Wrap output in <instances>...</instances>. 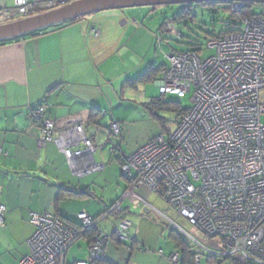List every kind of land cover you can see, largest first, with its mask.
<instances>
[{
    "label": "built area",
    "instance_id": "1",
    "mask_svg": "<svg viewBox=\"0 0 264 264\" xmlns=\"http://www.w3.org/2000/svg\"><path fill=\"white\" fill-rule=\"evenodd\" d=\"M74 0H14L12 7L0 10V23L10 22L39 10L51 9ZM238 11L244 1H233ZM39 9V10H38ZM241 29L213 38L208 43L212 53L187 50L172 53L169 64L158 80L162 95L180 98L191 94L193 103L182 114L178 127L168 136L151 139L134 153L125 156L122 173L130 178L125 193L140 184L149 188L167 206L185 220L195 232L168 217L164 211L147 202L150 212L163 218L172 229L187 237L196 248L195 264L202 255L227 258L239 264H264V16H244ZM172 29V22L167 23ZM91 33L100 37L99 27ZM43 106L34 109L32 118L39 120L40 143L55 142L68 162L75 163L96 151L93 140L85 133L83 123L71 119L73 138L83 149H75L54 137L56 122L44 118ZM122 126L113 122L112 136H119ZM117 150V145L114 150ZM104 164L85 163L77 168L84 176L102 170ZM122 200L98 217L83 211L78 223L64 221L52 213L31 212L35 231L28 243L30 252L20 264H97L103 262L111 239L120 244L131 240V221L121 217ZM6 206L0 202V226L5 224ZM111 215L120 216L112 233L99 228ZM95 230V234L92 232ZM91 236V238H90ZM88 239L86 259L67 261L70 248ZM179 262V254L172 258Z\"/></svg>",
    "mask_w": 264,
    "mask_h": 264
},
{
    "label": "crops",
    "instance_id": "2",
    "mask_svg": "<svg viewBox=\"0 0 264 264\" xmlns=\"http://www.w3.org/2000/svg\"><path fill=\"white\" fill-rule=\"evenodd\" d=\"M13 5L14 0H0V10ZM90 15L38 35L0 44V202L7 209L5 224L0 226V264H20L29 254L28 241L35 231L30 222L31 212L52 213L70 222L83 211L99 216L122 200L121 217L130 221L128 208L132 203L125 202V193L131 181L122 173L114 148L119 145L123 157L132 152L113 139L111 126L119 122L123 133L116 108L125 100L127 90L136 86L132 84L135 76L155 70V79L159 80L171 54L157 66L149 63L148 50L143 52L145 39L141 37L134 42L141 27L135 28L134 37L123 32L113 40L108 24L101 17ZM122 25H129V21L124 20ZM93 27L101 29L100 37L92 35ZM40 105L56 122L54 137L61 138L67 146L83 149L82 142L73 138L74 126H68V121L75 119L84 124L96 151L80 158L74 167L55 142L41 144V125L31 115ZM87 162L104 167L79 176L77 168ZM145 211L150 212L147 207ZM115 218L114 227L120 216ZM138 226L135 229L132 224L131 240L125 244L114 239L108 242L105 256L108 264L194 263L191 255L185 258L183 247L172 234L164 237L162 244V239L151 241L150 234ZM102 231L107 230L103 227ZM171 231L189 244L185 236ZM81 240L86 241L85 253L68 260L69 250L68 262L88 257L90 242ZM175 254H179L178 263L171 259ZM209 256L212 257L202 255L200 264L203 257L210 264H221L219 259L210 260Z\"/></svg>",
    "mask_w": 264,
    "mask_h": 264
},
{
    "label": "rangeland",
    "instance_id": "3",
    "mask_svg": "<svg viewBox=\"0 0 264 264\" xmlns=\"http://www.w3.org/2000/svg\"><path fill=\"white\" fill-rule=\"evenodd\" d=\"M225 7L226 5L223 3L215 6L198 2L174 3L106 10L93 13L90 16L101 17L103 22L108 24L107 30H109L113 40L120 37L123 32L130 33L134 37V33L137 32L135 28L141 27L142 30L137 32L134 42L141 37L145 39L147 45L143 52L148 50L147 61L155 63L157 66L169 54L184 51L188 48L201 50L203 56L210 55L212 51L207 47L209 41L214 38L213 35L219 36L225 31L239 29L241 25V19L233 17ZM263 10V6L255 8L257 13ZM124 20L129 21V25L123 26L122 22ZM168 22H172V29L167 27ZM134 42L132 44L135 46ZM130 46L133 45L130 44ZM138 76L140 75L138 74L135 77ZM133 83L136 86L127 90L128 94L125 100L116 108L117 116L121 117L120 122L123 125V133L119 137L113 135V139L129 153H134L157 136H168L169 133H173L178 127L179 109H189L193 105L191 94L184 98L173 95L162 96L159 92L158 79L141 82L133 81ZM261 120L264 124V114H262ZM114 166L117 169L119 168L117 164H114ZM117 175L119 176V170H117ZM126 201L132 203L128 208L130 221L133 224L132 228L138 229V225H141L150 234L151 241L156 239L161 241L162 239L161 243L163 244L165 242L164 237L169 238L171 234L172 225L170 226L163 218H159L156 213L145 211L146 204L149 201L186 230L195 232L160 197L142 184L129 192ZM115 217L116 215H113L110 220L101 221L102 230L104 227L108 231H105L107 233L113 231V223L116 222ZM195 234L200 240L205 239L202 232L197 231ZM184 238L186 241L188 240L187 237ZM76 243L70 249L68 260H72L73 255L81 257L83 256L82 253L86 251L85 240H79ZM80 245L84 246V249L79 250ZM191 248L193 252L196 251L195 247ZM219 263L235 264L229 259H219ZM202 264L210 263L207 262L206 257H203Z\"/></svg>",
    "mask_w": 264,
    "mask_h": 264
},
{
    "label": "water",
    "instance_id": "4",
    "mask_svg": "<svg viewBox=\"0 0 264 264\" xmlns=\"http://www.w3.org/2000/svg\"><path fill=\"white\" fill-rule=\"evenodd\" d=\"M244 1L264 4V0H74L10 22L0 23V42L11 41L35 32L60 26L74 19L100 11L125 9L144 5H168L174 3H207Z\"/></svg>",
    "mask_w": 264,
    "mask_h": 264
},
{
    "label": "trees",
    "instance_id": "5",
    "mask_svg": "<svg viewBox=\"0 0 264 264\" xmlns=\"http://www.w3.org/2000/svg\"><path fill=\"white\" fill-rule=\"evenodd\" d=\"M220 2H207V3H205V4H211V5H213V6H215L216 4H219ZM223 4H225L226 5V7H225V9L228 11V12H230L231 13V15L233 16V17H236V18H240L241 19V25L239 26V29H241V27H242V25H243V23H242V19H243V17L244 16H248V17H250V16H254V15H262V16H264V10L262 11V12H259V13H257V12H255V8L257 7V6H263L264 7V4H259V3H254V2H245V4H244V6L241 8V10H236V11H234L233 10V3L232 2H224ZM39 12H41V10L39 11ZM77 19H74V20H72V21H70V22H68V23H65V24H62L61 26H65V25H68V24H71V23H73V22H75ZM239 29H234V30H230V31H225V32H223V33H221L219 36H215V35H213V37L214 38H216V37H221V36H223V35H225V34H227V33H230V32H234V31H237V30H239ZM47 30V29H46ZM46 30H42V31H38V32H35V33H33V34H31V35H38V34H40V33H43L44 31H46ZM5 42H8V41H1L0 42V44H2V43H5ZM187 50H192V49H187ZM187 50H184V51H187ZM194 50H197V49H194ZM180 52V51H179ZM161 68H159L158 70H160ZM155 76H156V74H155V70L154 71H152V70H148L146 73H144L143 75H141V76H139V77H137L136 79H134L133 81H136V82H141V81H148V80H155ZM133 81H132V84L134 85V83H133ZM162 95V94H161ZM171 95V94H170ZM162 96H164V95H162ZM173 96H177V95H173ZM178 97V96H177ZM178 98H180V97H178ZM41 106V105H40ZM39 106V107H40ZM44 107V106H43ZM45 108V107H44ZM37 109V108H36ZM189 109H179V116H178V118L180 119V117L182 116V114L183 113H185V112H187ZM32 115V114H31ZM45 117H48V115H47V112H46V109H45V111H44V118ZM34 121L36 122V123H39L40 124V121L39 120H36V119H34ZM121 134H122V132H121ZM120 134V135H121ZM119 135V136H120ZM119 136H117V137H119ZM121 153H122V151H121V148H120V146L119 145H117V151L115 152V155H116V158L121 162V166L124 164V162H125V158L121 155ZM116 203V202H115ZM114 203V204H115ZM113 204V205H114ZM112 205V206H113ZM111 206V207H112ZM109 209L110 208H108V210L107 211H109ZM107 211H105V212H107ZM104 212V213H105ZM103 214V213H102ZM100 216V215H99ZM96 217H98V216H96ZM61 218V217H60ZM62 219V218H61ZM65 221V220H64ZM70 222L69 223H72V224H77L79 221H78V219L77 218H75V219H73V220H69ZM119 221V220H118ZM94 234H95V230L94 231H92ZM172 233V237H174V238H176V240L178 241V244L180 245V246H182L183 247V253H184V255H185V258L187 257V258H189L190 257V255L192 256V258L193 259H191V262L193 263V264H195V259H196V256H197V253H194L193 251H192V248L190 247V245L189 244H187L182 238H179L173 231H171ZM90 238H91V236H90ZM209 258H211L210 260H212V259H214V258H216V259H222V260H225V259H227V258H219V257H216V256H212V257H210L209 256ZM230 260V259H229ZM232 261V260H231ZM233 262V261H232ZM235 263V262H234ZM97 264H108L107 262H106V260H104L103 262H100V263H97ZM235 264H239V263H235Z\"/></svg>",
    "mask_w": 264,
    "mask_h": 264
}]
</instances>
